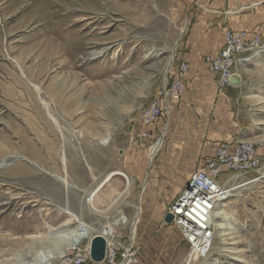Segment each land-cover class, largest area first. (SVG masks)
Masks as SVG:
<instances>
[{"label": "rangeland", "instance_id": "1", "mask_svg": "<svg viewBox=\"0 0 264 264\" xmlns=\"http://www.w3.org/2000/svg\"><path fill=\"white\" fill-rule=\"evenodd\" d=\"M186 2L0 0V264H58L72 245L60 234L77 229L83 207H91L81 189L96 181L92 174L115 170L131 184L110 209V225L138 246L142 264H264V52L239 66L241 82L225 94L214 84L225 99L221 136L203 125L184 137L178 132L195 168L220 141L258 149L260 170L235 174L215 211L207 255L189 261L179 227L164 221L185 179L168 181L161 192L156 174L175 131L154 155L158 127L148 141L136 137L142 110L171 78L172 65L189 63L182 58L194 18ZM252 10L255 30L264 32V2ZM218 37L209 44L220 47ZM217 51L203 53L204 62ZM123 214L128 221L117 223Z\"/></svg>", "mask_w": 264, "mask_h": 264}, {"label": "built area", "instance_id": "2", "mask_svg": "<svg viewBox=\"0 0 264 264\" xmlns=\"http://www.w3.org/2000/svg\"><path fill=\"white\" fill-rule=\"evenodd\" d=\"M264 52V32L259 30H232L224 33L219 51L205 57V63L216 76L219 94H225L232 85L231 78L239 74L238 68L251 58ZM171 78L140 116V129L136 137L142 141L152 139L150 128L159 123L167 127L173 103L182 100L186 90V73L189 63L182 61L176 66ZM163 134L156 138V141ZM261 168L256 144L244 140L220 141L214 144L213 153L202 157L186 184L166 213L174 215L182 238L189 245L188 260L203 257L211 250L215 239L214 214L219 203L226 198L229 182L235 174H250ZM107 240L106 264H142L139 248L132 241H125L123 233L107 225L101 233ZM90 245L82 238L71 245L58 264H88Z\"/></svg>", "mask_w": 264, "mask_h": 264}, {"label": "crops", "instance_id": "3", "mask_svg": "<svg viewBox=\"0 0 264 264\" xmlns=\"http://www.w3.org/2000/svg\"><path fill=\"white\" fill-rule=\"evenodd\" d=\"M260 2H264V0H187L186 4L192 6L193 9L189 11L188 16L194 18V25L191 30L193 38L186 43V53L183 54L182 58L187 59L189 62V69L186 73L187 90L182 100L176 103V107H174L175 105L173 106L166 131L160 128L161 123L158 124V132L163 134V138L169 129L175 131V137L177 138L172 141V149L168 150V153L158 156V171H156V174H158L161 192L165 185L168 184V181H170L169 183L176 180L181 181L185 177L182 183V190L189 179H186V177L196 169L194 152H191L190 157L183 154L180 148L182 142L181 139H178L180 138L179 134L184 137V134L194 130L196 125L208 126L209 131L214 129L213 132L220 136L224 132L226 121H223L220 117L225 110V99L214 94L213 88L214 84H216V76L204 62L203 53L219 51L223 44L224 33L228 29L255 30L260 23L259 17L253 10L250 12L249 9ZM214 35L219 36L218 43L220 47L216 45L217 41L213 46L209 44V37ZM212 111H214L213 115L215 116L210 119L208 115H211ZM156 130L157 128H150L152 138L156 134ZM208 146L207 144L205 145L204 152L209 149ZM110 172L99 173L98 175L92 174L90 176L96 181L90 188L81 189L83 194L82 201L85 198L87 201L89 191L92 192ZM110 209L104 212L97 211L92 207L86 210L85 206L83 207L78 220L79 225L89 224L88 226H92V228L94 226V230L91 231L90 235L82 238L83 244L90 245L91 238L95 234H101L105 226L114 223L116 214L114 211L112 213L109 212ZM59 257L61 258L62 255ZM88 264L106 263H97L91 260Z\"/></svg>", "mask_w": 264, "mask_h": 264}, {"label": "bare ground", "instance_id": "4", "mask_svg": "<svg viewBox=\"0 0 264 264\" xmlns=\"http://www.w3.org/2000/svg\"><path fill=\"white\" fill-rule=\"evenodd\" d=\"M162 136L159 138L158 140V143L156 145H154L151 149V153L152 155H154V153L157 151V149L159 150L160 147L162 146ZM153 157V156H152ZM115 174H121L123 175L125 178H126V186L124 188V190L119 193V195L112 201V203L106 208V209H101V208H98L97 204H96V197L98 196V194L100 193V191L102 190V188L105 186V184H107V182H109L113 175ZM62 182H64L67 186H69V181H68V178L65 177V176H57ZM130 184H131V178L130 176L125 172V171H122V170H115V171H111L105 178L102 182H100L98 184V186H96V188L90 192L89 191V195H88V204L95 210L97 211H106L108 209H110L111 207H113L117 202H119L120 198L127 192V190L129 189L130 187ZM231 189L229 188L228 189V193L226 195L229 196L231 193ZM126 196V195H125ZM137 209H138V213H137V216H136V220L135 222L133 223V228H132V233H133V236H135V231H136V222L138 221L139 217H140V214H141V206L140 204L137 206ZM214 217H215V214H214ZM128 221V217L123 214L120 216V218L116 221L117 223L118 222H122V223H126ZM89 225V224H88ZM86 224H81L79 225V227L73 231H68V232H64V233H61L60 235L63 236L64 239H68L70 241L71 244H74L78 241H80L81 238L85 237V236H88L90 235L91 231L94 230V226L92 228V226H88ZM43 254H45L48 258H51L53 257V255L51 254L50 251H47V254L45 252H42ZM40 256V255H39ZM39 259V258H38ZM43 259L42 257L40 258V260ZM46 259V258H45ZM39 261V260H38ZM43 262H45L43 260ZM26 264H41L40 261L39 263H35V262H32V263H26Z\"/></svg>", "mask_w": 264, "mask_h": 264}, {"label": "water", "instance_id": "5", "mask_svg": "<svg viewBox=\"0 0 264 264\" xmlns=\"http://www.w3.org/2000/svg\"><path fill=\"white\" fill-rule=\"evenodd\" d=\"M232 85L237 86L241 82L240 74H234L231 78ZM126 178L121 174L113 175L112 179L105 184L98 196L96 204L98 208L106 209L112 201L121 193L126 186ZM164 221L168 224L173 223L174 215L169 212L164 216ZM107 240L100 234H95L90 241V258L92 261L100 263L106 258Z\"/></svg>", "mask_w": 264, "mask_h": 264}]
</instances>
